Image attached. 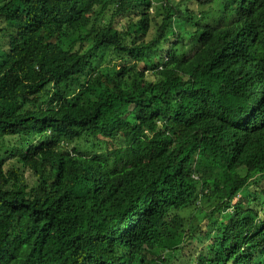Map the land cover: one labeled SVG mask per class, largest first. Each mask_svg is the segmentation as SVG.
Segmentation results:
<instances>
[{
	"label": "trees",
	"instance_id": "trees-1",
	"mask_svg": "<svg viewBox=\"0 0 264 264\" xmlns=\"http://www.w3.org/2000/svg\"><path fill=\"white\" fill-rule=\"evenodd\" d=\"M0 264H264V0H0Z\"/></svg>",
	"mask_w": 264,
	"mask_h": 264
},
{
	"label": "rangeland",
	"instance_id": "rangeland-1",
	"mask_svg": "<svg viewBox=\"0 0 264 264\" xmlns=\"http://www.w3.org/2000/svg\"><path fill=\"white\" fill-rule=\"evenodd\" d=\"M178 1V0H176ZM187 5L190 6L191 10H194V12H204L205 13V16H206V21H209V22H212L213 24L215 25H223L224 23H226L222 17L211 7H200V8H194L192 6V3L191 1H187ZM229 18V16H228ZM227 18V20H228ZM190 38H186L183 42H182V47H181V54H189L192 50V45L190 44ZM153 63H154V60H150L148 59V62H147V65L149 68H153ZM130 140V139H129ZM96 149L98 150H101V149H108L106 147V145L104 143H96ZM109 150V149H108ZM110 152H112L114 154V151L112 149L109 150ZM116 152V151H115Z\"/></svg>",
	"mask_w": 264,
	"mask_h": 264
}]
</instances>
